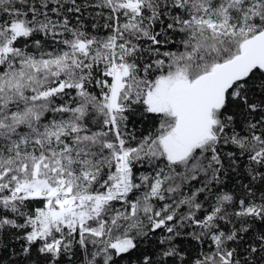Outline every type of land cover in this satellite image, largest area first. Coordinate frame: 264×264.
I'll return each mask as SVG.
<instances>
[{
	"label": "snow or ice",
	"instance_id": "1",
	"mask_svg": "<svg viewBox=\"0 0 264 264\" xmlns=\"http://www.w3.org/2000/svg\"><path fill=\"white\" fill-rule=\"evenodd\" d=\"M0 264H264V0H0Z\"/></svg>",
	"mask_w": 264,
	"mask_h": 264
}]
</instances>
